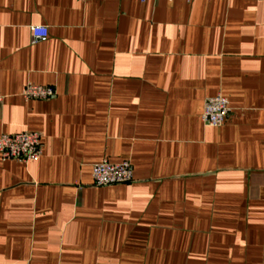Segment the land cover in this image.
<instances>
[{"label":"crops","instance_id":"obj_1","mask_svg":"<svg viewBox=\"0 0 264 264\" xmlns=\"http://www.w3.org/2000/svg\"><path fill=\"white\" fill-rule=\"evenodd\" d=\"M25 130L43 152L0 154V264H264V0H0V136ZM102 159L133 180L95 186Z\"/></svg>","mask_w":264,"mask_h":264},{"label":"built area","instance_id":"obj_2","mask_svg":"<svg viewBox=\"0 0 264 264\" xmlns=\"http://www.w3.org/2000/svg\"><path fill=\"white\" fill-rule=\"evenodd\" d=\"M31 32L34 40L45 38L49 34L46 26H31ZM21 94L27 101L31 99L46 100L54 97L56 90L49 85L28 83ZM230 112L228 98L219 93L205 99L201 119L207 125L219 126L225 122ZM42 152L40 132L25 130L16 133H3L0 136V154L4 161L29 162L37 160ZM92 179L95 186L128 183L133 180V168L130 161L127 160L112 163L107 159H102L93 165Z\"/></svg>","mask_w":264,"mask_h":264}]
</instances>
